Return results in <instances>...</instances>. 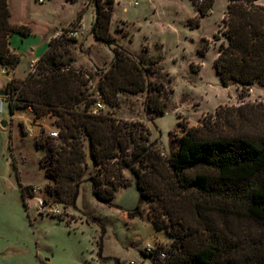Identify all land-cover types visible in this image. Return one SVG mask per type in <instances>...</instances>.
I'll list each match as a JSON object with an SVG mask.
<instances>
[{
	"label": "trees",
	"instance_id": "1",
	"mask_svg": "<svg viewBox=\"0 0 264 264\" xmlns=\"http://www.w3.org/2000/svg\"><path fill=\"white\" fill-rule=\"evenodd\" d=\"M94 1L95 35L115 45L110 66L97 72L95 92L113 108L120 106L122 93H144L147 110L164 116L166 105L153 95L164 85L150 79L156 72L151 63L112 39L115 0ZM192 3L198 14L195 22L190 18L188 23L196 28L215 0ZM227 7L221 29L225 39L214 60L220 81L225 87L237 83L244 90L254 84L264 86V5L259 0H229ZM10 16L9 0H0V66L7 73L21 62L11 50L10 36L31 33L26 25L12 24ZM64 39L49 41L38 71L7 84L12 114L31 108L36 118H57L59 137L35 140L46 151L41 164L51 182L46 186L48 194L77 207L81 186L90 182L93 195L114 207L118 189L132 184L124 175L128 170L140 193L129 216H143L144 203L155 204L156 198L159 205L170 201L178 209L167 206L152 219L158 230L174 238L167 264H264V106L218 107L202 124L182 125L180 136L171 137L170 132L174 152L165 156L144 123L120 119L114 110L92 112L96 99L88 87L91 77L66 57ZM88 156L96 165L94 171H89ZM20 187L26 203V187L22 183ZM186 203L194 222L182 216ZM171 213L177 216L169 223L166 215L172 218Z\"/></svg>",
	"mask_w": 264,
	"mask_h": 264
},
{
	"label": "rangeland",
	"instance_id": "2",
	"mask_svg": "<svg viewBox=\"0 0 264 264\" xmlns=\"http://www.w3.org/2000/svg\"><path fill=\"white\" fill-rule=\"evenodd\" d=\"M259 3L264 5V0ZM228 4L229 0H215L211 14L201 19L199 27L191 28L188 20L195 22L197 14L192 0H138V4L117 0L110 24L112 39L151 63L150 69L156 72L150 79L164 85L160 93L153 90V95L158 94L160 104L166 105V114L150 113L144 93H122L120 106L106 105L105 111L114 110L120 119L144 123L151 141L158 140L157 148L165 156L174 152L170 132L171 137L180 136L182 125H200L218 107L245 103L264 106V86L254 84L244 90L231 83L225 87L214 67L221 40L225 39L221 29ZM9 7L10 22H24L31 29L29 35L13 38L12 46L21 57L14 79L21 81L30 71H38L40 58L34 66L32 61L46 52L49 36L79 23L84 25L79 36L64 39L63 47L69 50L66 57L72 59L73 66L90 75L88 87L95 92L97 72L110 66L115 45L95 35L94 0H9ZM143 45L149 52L143 51L147 49ZM8 82V74L0 66V91H5L0 94V264H167L174 238L158 230L152 219L167 206L178 211L173 202L159 205L156 198L155 204L144 203L143 216H129L128 210L137 205L140 193L128 170L124 175L132 184L118 189L114 198L117 206L100 202L90 182L81 186L77 207L55 200L47 192L51 182L41 164L46 151L35 139L46 137L57 127V118L42 117L36 137L29 134L26 127L36 125V116L26 108L11 113ZM95 99L102 100L98 92ZM87 160L89 171H94L96 165L90 156ZM20 183L26 187V203ZM33 196L45 199L46 211L38 207ZM54 206L58 213L52 212ZM184 206L182 216L194 222L191 206ZM171 215L174 217L166 215L169 223L177 216ZM147 243L167 249L168 258L157 260L146 254Z\"/></svg>",
	"mask_w": 264,
	"mask_h": 264
},
{
	"label": "built area",
	"instance_id": "3",
	"mask_svg": "<svg viewBox=\"0 0 264 264\" xmlns=\"http://www.w3.org/2000/svg\"><path fill=\"white\" fill-rule=\"evenodd\" d=\"M38 3H44L46 0H34ZM199 3H203L204 0H197ZM135 4H138L137 0H134ZM84 28V25H81L79 23H77L76 25L73 26H69L66 29H64L63 31H61L60 33H58L57 37L60 36H66L69 38H77L80 34V31ZM37 59H33L32 61V65L34 66V64L36 63ZM3 73H6V70L3 69L2 71ZM34 72V70H33ZM106 108V104L104 103V101L102 100H96L95 103L92 106V112L93 113H98L100 110H103ZM31 109V108H30ZM26 130L29 134L36 136V131L33 127L31 126H27ZM46 136H50L53 138H57L59 137V128L55 127L54 129H50L47 132ZM34 192H36V189H33ZM36 197L38 200V207L42 210V211H46L47 210V204L44 198L42 197H37V196H33ZM52 212L54 213H58V207L54 206L52 207ZM145 253L152 256L153 258L157 259V260H166L168 258V252L167 249L161 248L160 246H158L155 243H147L145 245V249H144ZM130 264H138L135 261H131Z\"/></svg>",
	"mask_w": 264,
	"mask_h": 264
},
{
	"label": "crops",
	"instance_id": "4",
	"mask_svg": "<svg viewBox=\"0 0 264 264\" xmlns=\"http://www.w3.org/2000/svg\"><path fill=\"white\" fill-rule=\"evenodd\" d=\"M70 1V0H69ZM133 1V0H132ZM138 1V0H137ZM262 0H259V2H261ZM116 4H117V0H115V8H116ZM135 4V3H134ZM194 6V5H193ZM194 8H195V6H194ZM195 11H196V13L198 14V11L196 10V8H195ZM115 13V12H114ZM196 14V15H197ZM211 14V13H210ZM209 14V15H210ZM208 15V16H209ZM203 18V17H202ZM11 23L12 24H14V25H26V23H24V22H20V23H15V22H12L11 21ZM63 31V30H62ZM61 31H58V32H56L55 34H53V35H51V36H49L48 38H47V40H46V42H47V45H49V41L54 37H57V35H58V33H60ZM15 35H17V36H22V35H20V34H18V33H13L11 36H10V46H11V50H13L15 53H18V51L15 49V47L14 46H12V43H13V38H14V36ZM23 37V36H22ZM144 46H147V45H143V47ZM47 48H48V46H47ZM147 48H148V51L147 52H149V47L147 46ZM31 52L32 53H34V50H31ZM19 54V53H18ZM20 55V54H19ZM41 56H37L35 59H38V58H40ZM19 66V65H18ZM17 69V68H16ZM16 69L13 71V72H11V73H7L6 72V74H8V81H10L12 78H16V77H14L15 75H14V73H15V71H16ZM2 71H3V69H2ZM25 78V77H24ZM24 78H22V79H24ZM3 90H1L0 91V94H1V92H2ZM28 110H31L32 112H33V110L32 109H30V108H27ZM14 115V114H13ZM41 120H42V118H36V120H35V123H36V125L35 126H32L34 129H36V128H38V127H40V122H41ZM36 131V130H35ZM36 133H37V131H36ZM36 137V136H35ZM36 140V139H35ZM120 189H122V188H120ZM119 189V190H120Z\"/></svg>",
	"mask_w": 264,
	"mask_h": 264
},
{
	"label": "water",
	"instance_id": "5",
	"mask_svg": "<svg viewBox=\"0 0 264 264\" xmlns=\"http://www.w3.org/2000/svg\"><path fill=\"white\" fill-rule=\"evenodd\" d=\"M4 93H5V91H2V92H1V94H4Z\"/></svg>",
	"mask_w": 264,
	"mask_h": 264
}]
</instances>
